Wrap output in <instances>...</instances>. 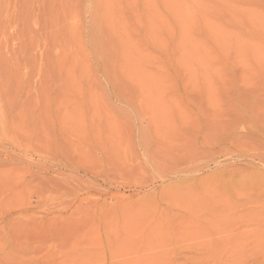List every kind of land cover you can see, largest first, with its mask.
<instances>
[{"label":"rangeland","instance_id":"374dc122","mask_svg":"<svg viewBox=\"0 0 264 264\" xmlns=\"http://www.w3.org/2000/svg\"><path fill=\"white\" fill-rule=\"evenodd\" d=\"M0 264H264V0H0Z\"/></svg>","mask_w":264,"mask_h":264}]
</instances>
